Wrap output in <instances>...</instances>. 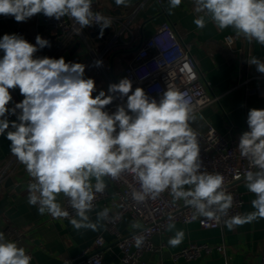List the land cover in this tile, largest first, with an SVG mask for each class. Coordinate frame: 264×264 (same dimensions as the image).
Listing matches in <instances>:
<instances>
[{
	"label": "clouds",
	"instance_id": "9594fccd",
	"mask_svg": "<svg viewBox=\"0 0 264 264\" xmlns=\"http://www.w3.org/2000/svg\"><path fill=\"white\" fill-rule=\"evenodd\" d=\"M114 2L128 7L131 0ZM182 2L168 0L169 14ZM193 2L198 29L210 22L220 31L232 29L249 44L264 46V0ZM38 14L58 22L68 17L78 25L73 30L79 35L98 25L103 36L112 24L110 17L93 10V0H0V15L16 22ZM46 47L51 42L39 34L35 44L21 34L0 37V137L10 141L11 155L30 177L27 202L38 214L68 219L76 231H99L113 218L105 207L95 221L91 219L98 195L105 193L108 180L130 176L138 185L131 187L136 205L167 192L173 201H183L193 210V220L222 222L229 231L264 219V109H249L248 130L241 133L236 147L247 161L243 183L255 196L254 210L230 215L235 198L224 175L204 165L201 135L193 127L198 117L187 93L167 86L157 99L142 87L133 88L128 77L110 83L106 91L98 89L94 78L85 75L89 65L35 55ZM246 62L264 74V60L252 56ZM92 66L102 67L103 61L97 59ZM16 90L23 97L20 102L14 101ZM117 99L124 102L110 113L106 108ZM61 195L67 208L58 200ZM173 229L175 223L170 222L168 230ZM132 238L136 247L142 246L143 235ZM184 238L185 232L176 230L168 245L178 247ZM31 261L25 247L0 231V264Z\"/></svg>",
	"mask_w": 264,
	"mask_h": 264
},
{
	"label": "crops",
	"instance_id": "0c3cea01",
	"mask_svg": "<svg viewBox=\"0 0 264 264\" xmlns=\"http://www.w3.org/2000/svg\"><path fill=\"white\" fill-rule=\"evenodd\" d=\"M168 8V0H163L162 5L157 0H131L128 7H118L114 0H93L95 12L113 15L120 23L115 28L111 26L104 29L103 36L100 35L98 25L86 28V40H76L67 50L58 49L55 32L48 28L49 18L42 14L27 22H16L11 16L0 15V37L21 29L25 39L35 44V37L39 34L51 42L50 48L42 49L45 56L64 57L65 60L72 57L89 65L85 75L91 78L96 74V67L92 66L91 47L100 49L98 47L111 44L109 53L104 57L105 69L101 75L108 82L112 73L119 79L123 77V67L133 55L132 47L151 37L164 21L170 19L183 40L191 44L193 56L207 89L219 97V103L207 105L196 113L198 119L193 126L205 132L207 123H210L220 133L238 143L241 133L248 130L246 119L249 109H264V74L246 62L252 56L264 60V46L255 41L249 44L243 38H238L232 29L220 31L210 22L204 29H198L193 23L198 15L194 11L193 0H183L171 14ZM120 31L122 33L116 36ZM226 35L233 37L232 44L227 43ZM97 87L107 90L103 85ZM13 97L15 102L23 99L18 90L13 92ZM200 116L203 119H199ZM9 146L10 141L0 137V169L5 167L8 177L13 179L15 185L21 184L22 187L17 191L6 186L5 180L0 183V230L11 227L22 232V236L15 241L31 253V264H65L68 258L87 247H93L99 235L105 241L102 247L103 264H120L121 250L117 235L106 227L99 231H76L68 219L56 220L49 215H40L36 207L28 204L29 182L26 180L30 177L24 166L11 155ZM107 183L108 196L89 214L93 221L96 220L97 212L104 207L111 210L118 207L115 187L109 180ZM236 187L242 196L244 212L253 211L251 201L255 198L254 194L246 189L243 179ZM58 200L64 205L62 195ZM133 223L139 224L131 214L126 213L117 224L118 232L130 233L134 230L131 228ZM174 223L175 229L153 237L154 249L145 252L138 264H263L264 219L237 227L233 231L225 226L205 229L196 221ZM176 230H183L185 238L183 243L173 248L168 245V239ZM190 243L225 245V251L213 249L208 253L203 252L193 260L180 258L174 261V253Z\"/></svg>",
	"mask_w": 264,
	"mask_h": 264
},
{
	"label": "built area",
	"instance_id": "2783aa9c",
	"mask_svg": "<svg viewBox=\"0 0 264 264\" xmlns=\"http://www.w3.org/2000/svg\"><path fill=\"white\" fill-rule=\"evenodd\" d=\"M157 2L160 5L163 4V0H157ZM106 16L111 18V26L114 28L120 23V20L115 16ZM75 27H78V25H74L68 17L62 18V22L49 19L48 28L55 32L59 50H67L76 40H86L87 29H83L82 34L79 35L73 30ZM129 31L132 33L130 28ZM15 33L23 35L21 29H17ZM121 33L122 31L117 33L116 36ZM225 39L229 45L234 41L230 35H226ZM98 48L100 49L91 47L90 54L92 62L97 59L103 61V66L95 70L102 79L103 88H107L110 83L118 82L119 78L112 73L108 78V82H106L104 77L101 76L105 69L104 57L109 53L111 44ZM132 51L131 60L123 67V76L132 80L133 88L142 87L149 96L157 99L167 89V86L183 91L191 98L195 114L207 105L219 103V97L207 89L206 82L204 83L201 78L191 50V44L183 40L170 19L164 21L151 37L142 41L139 45H134ZM35 55L45 56L42 50H39ZM67 61L78 62L72 57L66 59ZM123 102L117 99L112 105L107 106L106 110L111 113L115 111L117 104ZM193 127L201 135V156L204 165L208 171L219 172L224 175L225 185L235 198V204L230 210V215L245 213L242 196L236 184L243 179L247 161L240 156L239 151L236 149L238 143L233 138L220 133L210 123H207L205 132L198 130L195 126ZM7 173L5 167L0 169V183L8 177ZM237 175H240L241 179H236ZM26 182H30V179H27ZM109 183L115 187L118 207L115 210L110 209V216L113 219L111 222H105V224L108 231L117 235L118 246L121 250L120 264H138L145 252L154 249L153 237L165 234L170 222L191 223L196 221L205 229L224 226L222 222L208 221L203 217L193 220L191 218L193 210L186 206L183 201H173L167 192L155 201L149 200L141 205L134 204L131 200V187H138V185H134L130 176L123 177L118 181L109 180ZM108 194L109 191L106 189L103 195H98L95 208L106 199ZM63 206L68 207L65 198ZM68 210L70 213L72 212L70 208ZM126 213L131 214L139 222L140 227L130 233L121 234L118 232L117 224ZM3 232L8 240L15 241L22 236L21 231L11 227L3 230ZM134 235L144 236L142 246L136 247L132 238ZM104 243V238L99 235L95 239L93 247H87L79 254L68 258L65 264H103L102 247ZM213 249L224 252L225 245L212 246L206 243H190L176 251L173 260L177 261L180 258L193 260L203 252L208 253ZM28 253L31 255L30 252ZM262 263L264 264V250L262 252Z\"/></svg>",
	"mask_w": 264,
	"mask_h": 264
},
{
	"label": "water",
	"instance_id": "95a60500",
	"mask_svg": "<svg viewBox=\"0 0 264 264\" xmlns=\"http://www.w3.org/2000/svg\"><path fill=\"white\" fill-rule=\"evenodd\" d=\"M92 78H94V80L96 81L97 86L102 87L103 82L99 74L96 73L95 75L92 76ZM4 180L6 186H10L11 188L16 189L17 191L21 190L22 185L21 184L15 185L11 177H6Z\"/></svg>",
	"mask_w": 264,
	"mask_h": 264
},
{
	"label": "rangeland",
	"instance_id": "374dc122",
	"mask_svg": "<svg viewBox=\"0 0 264 264\" xmlns=\"http://www.w3.org/2000/svg\"><path fill=\"white\" fill-rule=\"evenodd\" d=\"M123 77H124V76H123ZM123 77H122V78H123Z\"/></svg>",
	"mask_w": 264,
	"mask_h": 264
}]
</instances>
